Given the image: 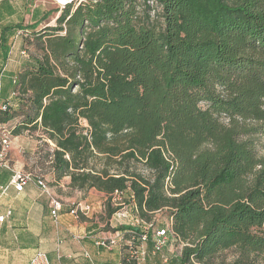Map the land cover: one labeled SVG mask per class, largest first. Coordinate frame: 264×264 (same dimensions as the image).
Instances as JSON below:
<instances>
[{
	"label": "trees",
	"instance_id": "1",
	"mask_svg": "<svg viewBox=\"0 0 264 264\" xmlns=\"http://www.w3.org/2000/svg\"><path fill=\"white\" fill-rule=\"evenodd\" d=\"M15 2L0 5L16 17ZM51 13L0 29L4 57L17 31H31L0 109V125L16 121L9 136L51 144L54 182L68 177L72 190L106 195L109 215L129 208L141 224L116 231L133 250L140 234L168 227L184 245L173 264H225L216 261L227 251L237 254L229 264H257L264 0H77L55 11V26H41ZM161 212L170 226L154 219Z\"/></svg>",
	"mask_w": 264,
	"mask_h": 264
},
{
	"label": "crops",
	"instance_id": "2",
	"mask_svg": "<svg viewBox=\"0 0 264 264\" xmlns=\"http://www.w3.org/2000/svg\"><path fill=\"white\" fill-rule=\"evenodd\" d=\"M7 7L14 10V6ZM18 10L20 12V8ZM43 12L46 13L43 10L32 12L31 24L40 21ZM13 18L14 13L5 11L4 6L0 5V29L8 25ZM21 53H13L9 46V51L4 57L0 49V106L5 103L4 100L11 97L10 92L6 90L10 79L28 58ZM15 124L16 121H12L0 125V131H10ZM23 149L22 136L12 137L7 155L8 165L16 171L33 175L24 162L23 156L26 153ZM10 175V170L0 168V216L10 212L4 223L0 224V264H29L37 253H43L48 264H136L129 257L128 235L123 234V239L117 241L110 249L98 245L99 241L114 237L116 229L120 226L137 228L131 213H128L126 219L117 222L113 214L106 212V195L95 190H72L68 187V177L63 178L60 182L62 185L55 182L59 187L67 188L71 192L63 198H58L49 189V194L60 200L63 206L57 221L54 222L50 215L49 196L42 194L33 183H29L21 193H17L13 187L8 186ZM79 202L91 205L93 212L77 220L69 212L72 206ZM127 210L130 211L129 208ZM169 239L172 240L171 237ZM149 250L146 245L144 259L139 264H152L148 257Z\"/></svg>",
	"mask_w": 264,
	"mask_h": 264
},
{
	"label": "rangeland",
	"instance_id": "3",
	"mask_svg": "<svg viewBox=\"0 0 264 264\" xmlns=\"http://www.w3.org/2000/svg\"><path fill=\"white\" fill-rule=\"evenodd\" d=\"M77 2V0H75ZM17 3L14 5L16 8H20V12L17 14L14 19L10 20V23L14 25V23H19V25L22 28H25L26 26L30 25L33 21L30 17L31 13L36 10H43L48 12H52L47 20L42 23L41 26H55V19L58 16V14L55 13L56 10H60L64 7L57 5L53 0H16ZM67 5V4H66ZM159 10L155 9L154 12H151V16L159 22ZM39 29H36L35 31H38ZM17 34L15 37L9 41L10 42V48L12 49L13 53H16L19 55V52L24 50L22 47L24 44L23 40L26 39V37H29L31 35L30 30H20L16 32ZM27 46V45H25ZM30 51H33V47H29ZM22 136L23 140V147L26 154L21 155L24 158L25 164H27V167L30 169V172L33 173V175H40L43 176L42 178L46 180V184L48 189H50V192L54 194L58 198H63L71 191L64 187H59L53 180L52 175H50V168L48 160L45 159V156L48 152L51 151V144H48V146L44 145V141L39 139V136L37 134H28L24 133ZM10 136V141H11ZM256 144V151L259 156L264 157V138L262 137H256L255 139ZM139 170L145 174V171L142 167H138ZM146 175V174H145ZM63 180V179H62ZM59 181L60 182H62ZM61 184V183H60ZM59 184V185H60ZM62 185V184H61ZM156 221L163 225L170 226V220L168 219L166 212L157 213L154 217ZM184 247L182 243H180L177 239L173 238L168 242L166 247L163 249L162 256L167 259L166 263L162 262L161 255H152L151 251L149 250V259L152 264H173L171 262V258L177 257L181 249ZM237 257V254L233 251H227L224 252L222 255H220L219 259H217V262H224L225 264H229L232 261H234ZM264 263V256L262 258L257 260V264H263Z\"/></svg>",
	"mask_w": 264,
	"mask_h": 264
},
{
	"label": "built area",
	"instance_id": "4",
	"mask_svg": "<svg viewBox=\"0 0 264 264\" xmlns=\"http://www.w3.org/2000/svg\"><path fill=\"white\" fill-rule=\"evenodd\" d=\"M4 1V0H0ZM5 1H13V0H5ZM22 56L26 57V53L22 52ZM0 109H5V106H0ZM10 148V136L7 131H0V168L6 169L11 171V175L9 178L8 186L13 187L17 193H21L25 186L29 183H33L42 194L49 196V208H50V215L54 222L57 221L58 213L62 210V203L57 198L51 196L49 194V189L47 187L46 182L39 177H36L30 173H23L20 171H16L12 169L8 165L7 155ZM5 190V189H3ZM113 203H116V206H122L120 204V193L115 192L113 194ZM93 212V207L89 204L84 203H76L72 206L70 210V215H72L75 219H79L81 216L87 217L89 214ZM10 215V212H7L4 216H0V224H3L5 219ZM113 217L117 222L122 221L128 217V212L125 210L124 207H121V210L113 214ZM133 223L135 225L141 224L140 221L133 219ZM152 228V224H144L142 223V229L144 232H148ZM123 233L117 231L112 238L103 239L98 242L99 246H102L106 249H110L117 241H121L123 239ZM170 236L168 234V227L163 229L156 230L151 238H148L146 233H142L137 238V250L139 253H136L132 249V242H129V257L131 260H134L136 264H139L145 256V246L147 245L148 241H150L151 246V254L152 255H161L163 249L166 247L168 242L170 241ZM161 259L163 263L167 262V259L161 255ZM29 264H48L47 258L43 253H37L35 257L30 261ZM189 264H198L195 262H191Z\"/></svg>",
	"mask_w": 264,
	"mask_h": 264
},
{
	"label": "bare ground",
	"instance_id": "5",
	"mask_svg": "<svg viewBox=\"0 0 264 264\" xmlns=\"http://www.w3.org/2000/svg\"><path fill=\"white\" fill-rule=\"evenodd\" d=\"M57 5L63 6L72 3L75 0H53Z\"/></svg>",
	"mask_w": 264,
	"mask_h": 264
},
{
	"label": "water",
	"instance_id": "6",
	"mask_svg": "<svg viewBox=\"0 0 264 264\" xmlns=\"http://www.w3.org/2000/svg\"><path fill=\"white\" fill-rule=\"evenodd\" d=\"M89 1H92V2H97L98 0H89Z\"/></svg>",
	"mask_w": 264,
	"mask_h": 264
}]
</instances>
